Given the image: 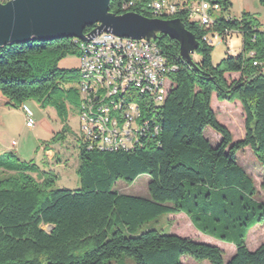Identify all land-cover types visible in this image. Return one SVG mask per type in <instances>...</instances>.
Here are the masks:
<instances>
[{"label": "trees", "instance_id": "obj_1", "mask_svg": "<svg viewBox=\"0 0 264 264\" xmlns=\"http://www.w3.org/2000/svg\"><path fill=\"white\" fill-rule=\"evenodd\" d=\"M128 1L112 0L110 10L125 13L126 2V10L147 17L181 18L200 41L202 59L189 64L176 40L158 36L162 52L178 65L170 74L165 102L152 109L150 125L159 134L142 145H107L103 151H89L82 144L78 189L56 187L53 170L36 174L14 155H0V264H113L124 256L136 264H185V257L225 264L224 251L216 245L158 229L138 233L145 223L171 213H185L202 233L233 243L236 251L226 264H264V242L254 250L247 245L249 231L264 224V201L257 199L256 181L237 156L250 148L264 166V22L246 12L240 19L227 17L231 0H217L222 11L216 14L215 29L240 32L243 51L215 64L213 47L203 38L206 30L190 22L186 11L173 10L171 17L166 9H147L152 0H134V6ZM92 29L87 27L86 33ZM78 50L83 57L82 41L68 37L0 47V108H21L34 99L66 113L68 100L58 97L59 85L98 83L94 72L60 67ZM228 74L239 76L230 79ZM126 90L133 93H116V103L148 104L140 83H126ZM73 91L71 86L66 92ZM214 93L221 101L241 102L243 138L235 141L217 119ZM86 102L80 101L81 116L88 114V126L98 127L94 119L102 118L90 116ZM207 127L220 134L218 145L205 136ZM105 137L100 136V143H107ZM141 175L150 178L148 196L117 189L118 181L131 184Z\"/></svg>", "mask_w": 264, "mask_h": 264}, {"label": "rangeland", "instance_id": "obj_2", "mask_svg": "<svg viewBox=\"0 0 264 264\" xmlns=\"http://www.w3.org/2000/svg\"><path fill=\"white\" fill-rule=\"evenodd\" d=\"M173 2L182 3L183 0H172ZM192 2V1H191ZM232 6L225 15L240 19L246 13H252L262 22H264V5L259 0H231ZM169 12L171 9H166ZM176 10V9H175ZM174 10V11H175ZM167 14V15H168ZM217 15H221L217 13ZM212 59L215 64L220 63L228 56H238L243 51V36L240 33L233 35L226 42L224 39L214 40L211 44ZM194 61H200L202 55L195 52ZM60 67L67 70L81 72L80 50L72 53L60 62ZM239 74H228L230 79L238 77ZM82 79V78H81ZM74 86L75 91L66 92L69 87ZM132 100L137 98L130 95ZM58 97L66 99V113H59L57 107L46 104L43 106L34 99L28 100L21 108H0V155H14L18 163L29 166L37 173H43L53 170L57 174L56 187L70 190L78 189L81 186L79 176L80 166V149L82 146L81 131V111L80 101L81 94L78 83L62 84L58 87ZM212 108L217 115V119L226 125L236 141L245 135L246 116L243 106L239 100L228 102L221 101L213 94ZM33 114L36 126L30 128L26 125V115ZM66 122L64 123V120ZM40 121H48L50 126L41 124ZM63 124V126H62ZM65 127V130L63 128ZM205 136L211 141L213 146L218 145L220 134L211 127L205 129ZM17 141V145H13ZM57 144L68 152L62 155L57 152L53 160H49L45 155V148ZM7 145H12V150L6 149ZM238 161L241 166L255 179L258 188L257 199L264 201V166L261 165L258 158L250 148L241 150L237 153ZM61 161V163H59ZM150 178L148 175H141L135 182L129 184L124 181H118L117 189L125 194L135 196H148V184ZM48 228V227H46ZM158 229L170 234H176L182 237H188L195 241L207 242L216 245L224 251L225 264L230 260L236 251V247L231 242H225L218 238L198 232L190 218L185 213L161 214L154 220L145 223L138 233ZM264 242V224L252 228L247 237V245L251 250L256 249ZM120 263L113 264H136L131 258L124 256ZM186 264H210L208 261L198 262L191 257H185Z\"/></svg>", "mask_w": 264, "mask_h": 264}, {"label": "built area", "instance_id": "obj_3", "mask_svg": "<svg viewBox=\"0 0 264 264\" xmlns=\"http://www.w3.org/2000/svg\"><path fill=\"white\" fill-rule=\"evenodd\" d=\"M7 1L9 0L1 2ZM128 2L135 5L134 0ZM146 8L151 12L152 9H171V17L175 9L186 11V18L190 22L198 23L206 30L203 38L208 44L219 39L228 42L229 38L240 33L234 30L221 32L215 29L216 14L222 11L221 3L217 0H183L182 3L152 0L147 3ZM123 10L131 11L126 10V2ZM110 36H117V44H110ZM95 37H108V46L95 47L92 57L80 55V62L101 65L102 76H98V83L82 84L78 81V88L81 100H88L90 116L103 118V125L90 127L87 126V120L81 119L83 146L89 151H103V147L111 144L142 145L143 140L156 138L160 130L150 125L152 109L153 106L158 107L165 102L172 87L170 74L178 70V65L169 61L156 40L124 42V37L111 32H103ZM89 41L92 43V39ZM98 54L111 56L112 65L99 63ZM129 82L140 83V90L148 96V104L122 106V103H116V93H133V90H126V83ZM35 124L33 114L28 113L26 125L33 128ZM100 126L115 127V134L101 135ZM100 136H107V143H100ZM13 145L16 146L17 141H13Z\"/></svg>", "mask_w": 264, "mask_h": 264}, {"label": "water", "instance_id": "obj_4", "mask_svg": "<svg viewBox=\"0 0 264 264\" xmlns=\"http://www.w3.org/2000/svg\"><path fill=\"white\" fill-rule=\"evenodd\" d=\"M111 1H0V47L63 37L89 41L103 32L137 40H157L164 34L176 40L182 58L196 66L193 55L198 51L200 41L181 18L147 17L135 11L117 14L110 10ZM87 27H93L92 31L86 33Z\"/></svg>", "mask_w": 264, "mask_h": 264}, {"label": "bare ground", "instance_id": "obj_5", "mask_svg": "<svg viewBox=\"0 0 264 264\" xmlns=\"http://www.w3.org/2000/svg\"><path fill=\"white\" fill-rule=\"evenodd\" d=\"M130 5L132 2L129 3ZM155 11H161L163 9H152ZM171 13V11L169 12ZM163 18V17H160ZM78 39V38H77ZM205 39V38H204ZM81 40V39H80ZM83 47L85 50V54L83 57H92V51H95V47L97 48H104V46H108V37H94L92 38V43L91 41H83ZM124 42H137V39H132V38H124ZM110 44H117V36H110ZM98 61L101 64L105 65H112V58L108 54H98ZM81 68L89 73H96L98 76H102V66L97 65V64H88L85 62H81ZM82 84H90L88 81L82 82ZM85 106H89L88 102L85 103ZM90 110V109H89ZM81 118L83 120H87V126L89 125L88 122L91 124V121L89 120V116L82 115ZM99 119H94L96 123L99 125H103V118L101 120ZM100 132L106 133V135H113L115 134V127H109V126H100ZM105 140L107 142V136L105 137ZM114 144H111L113 146ZM113 148V147H112Z\"/></svg>", "mask_w": 264, "mask_h": 264}, {"label": "crops", "instance_id": "obj_6", "mask_svg": "<svg viewBox=\"0 0 264 264\" xmlns=\"http://www.w3.org/2000/svg\"><path fill=\"white\" fill-rule=\"evenodd\" d=\"M41 122V124H43V125H45V126H50L49 125V123H48V121H40ZM62 126H63V124H62ZM51 127V126H50ZM52 128V127H51ZM12 148H13V146L12 145H7L6 146V149H9V150H12ZM57 152H59L60 154H62V155H67L68 156V152L67 151H65V149L64 148H60L57 144H53V145H51V146H48V147H46L45 148V151H44V153H45V155L48 157V159L49 160H53V159H55L56 158V156H57ZM59 163H61V161H59ZM62 164V163H61ZM36 174H38V172L36 173ZM196 228V227H195ZM47 229H49V227L47 228ZM198 230V229H197ZM198 232H201V231H199L198 230ZM202 233V232H201ZM122 260H124V259H120L118 262L120 263ZM183 262H184V258H183ZM185 263V262H184ZM186 264V263H185Z\"/></svg>", "mask_w": 264, "mask_h": 264}]
</instances>
